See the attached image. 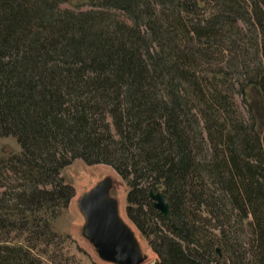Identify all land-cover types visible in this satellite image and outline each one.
I'll use <instances>...</instances> for the list:
<instances>
[{"label":"trees","instance_id":"1","mask_svg":"<svg viewBox=\"0 0 264 264\" xmlns=\"http://www.w3.org/2000/svg\"><path fill=\"white\" fill-rule=\"evenodd\" d=\"M67 1L0 0V264L61 262L76 160L127 184L155 264H264V0Z\"/></svg>","mask_w":264,"mask_h":264},{"label":"rangeland","instance_id":"2","mask_svg":"<svg viewBox=\"0 0 264 264\" xmlns=\"http://www.w3.org/2000/svg\"><path fill=\"white\" fill-rule=\"evenodd\" d=\"M60 9L78 14L88 12L94 8L88 0H68L65 4L60 6ZM236 102L242 114H247L248 111L254 114L257 123V132L262 134L263 129L261 116L259 115L260 102L258 97L251 90H248L245 100L236 97ZM20 152V147L14 138H0V159L5 160L10 156L20 154ZM61 174L66 184L74 189L75 195L67 208L63 209L51 222L52 232L62 238V240H56L54 244H52L54 252L61 256V258L59 257V259H61L59 264H109L100 260L93 245L84 237L83 229L86 221L78 206L81 197L106 178H110L112 181L111 196L117 201L120 219L128 227L129 225L131 226L129 229L133 234H138V236H134L145 258L144 264L156 263L157 256L153 253L148 242L143 238L127 216L126 198L129 187L111 167L106 165L89 166L80 160H76L70 166L66 167ZM121 210L123 219L120 215ZM244 225L246 233L249 235L250 231L246 223H244ZM215 250L218 251L214 252L215 257H220L222 255L220 247H216ZM44 264H49V262L44 260Z\"/></svg>","mask_w":264,"mask_h":264},{"label":"water","instance_id":"3","mask_svg":"<svg viewBox=\"0 0 264 264\" xmlns=\"http://www.w3.org/2000/svg\"><path fill=\"white\" fill-rule=\"evenodd\" d=\"M111 189L112 181L106 178L79 200L78 206L86 221L83 235L105 263L144 264L145 258L134 234L120 219L117 201L112 198ZM148 196L153 208L170 221L165 194L151 190Z\"/></svg>","mask_w":264,"mask_h":264},{"label":"bare ground","instance_id":"4","mask_svg":"<svg viewBox=\"0 0 264 264\" xmlns=\"http://www.w3.org/2000/svg\"><path fill=\"white\" fill-rule=\"evenodd\" d=\"M93 183H95V182H93ZM120 215H121V217H122V219H123V215H122V210L120 211ZM129 227L131 228V226L129 225ZM133 229V228H132ZM135 230V229H134ZM133 233V232H132ZM134 235H136V234H134ZM136 236H138V234L136 235ZM140 236V235H139ZM137 238V237H136ZM140 240V239H139ZM140 245V244H139ZM142 245V244H141ZM143 247H144V245H143ZM143 250V249H142ZM141 251V250H140ZM143 255V254H142Z\"/></svg>","mask_w":264,"mask_h":264}]
</instances>
